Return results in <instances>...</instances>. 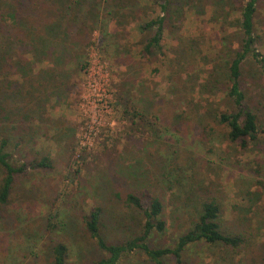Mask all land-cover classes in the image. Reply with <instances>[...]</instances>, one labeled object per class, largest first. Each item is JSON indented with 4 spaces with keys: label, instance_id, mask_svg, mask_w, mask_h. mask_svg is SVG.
I'll return each mask as SVG.
<instances>
[{
    "label": "rangeland",
    "instance_id": "1",
    "mask_svg": "<svg viewBox=\"0 0 264 264\" xmlns=\"http://www.w3.org/2000/svg\"><path fill=\"white\" fill-rule=\"evenodd\" d=\"M134 1L139 5L125 11L137 10L136 14L129 13L122 20L104 14L101 23L108 36L102 35V28L93 32L87 48L88 70L81 71L80 64L71 62L73 80L68 99L62 103L52 100L49 105L47 117L65 123L71 136L62 139L64 130L58 129L57 135L54 127L41 126L33 151L20 153L22 159H30L49 152L54 168L29 171L15 185L10 205L0 212V264H53L51 244L59 241L69 246L68 264H93L103 254L85 229L83 213L103 205L108 217L105 236L110 241L125 239L139 230L142 214L109 192L124 193L147 184L151 175V181L159 180L155 184L165 196L168 226L166 233L152 236L153 246L175 243L178 235L192 226L200 208L197 191L203 186L202 195L222 205L227 226L235 227L244 220L253 234L242 250L194 244L184 254L183 264H264L258 247L264 245V200L254 205L245 194L251 188L260 190L253 185L258 175L264 178V151L254 143L242 149L230 142L213 120L216 113L228 109L221 92L222 72L218 73L222 81L218 88L205 86L216 67L225 71L231 61L229 47L237 46L231 38L238 30L235 13L220 2H180L182 11L167 20L162 52L151 60L141 56L140 25L161 14V9L155 0ZM261 16L264 19V6ZM262 26L257 47L264 53ZM99 70L107 75L110 109L104 113L98 108L97 114L105 118L103 127L94 144L82 148L79 138L86 119L88 77ZM244 70L247 96L264 125V80L252 60ZM126 92L133 95L135 107L145 109L146 120L139 126L123 118L119 110ZM206 127L214 131L200 141ZM163 163L174 169L169 178L171 187L159 175ZM75 169L80 173L75 175ZM135 170L137 177L133 179ZM48 214L54 224L49 230ZM164 262L178 264L171 256ZM119 264L153 263L144 253L130 252Z\"/></svg>",
    "mask_w": 264,
    "mask_h": 264
},
{
    "label": "trees",
    "instance_id": "2",
    "mask_svg": "<svg viewBox=\"0 0 264 264\" xmlns=\"http://www.w3.org/2000/svg\"><path fill=\"white\" fill-rule=\"evenodd\" d=\"M130 1L0 0L1 213L10 205L14 187L21 177L27 176L32 170L49 171L54 168L53 157L49 152L30 159H22L20 153L25 155L27 149L33 151L35 135L41 126H47L49 129L54 127L56 133L58 129L64 130L61 133L63 136L60 137L62 139L71 136L65 123L47 117L49 105L52 100L62 103L68 99L73 80L71 62L80 64L81 71L88 70L87 48L92 42L93 32L102 28V35L108 36L103 29L105 25L101 23L104 14H111L122 20L129 13H137V10L125 11L132 5H139L134 0V3ZM155 1L160 6L161 14L140 25L143 33L141 56H147L151 60L162 52L161 42L168 26L167 20L176 18L174 16L182 11L179 3L185 0ZM195 1L197 0H188ZM201 1L206 5H215L218 2L229 5L235 13L234 22L238 28L234 35H230L237 42V46L229 47L228 56L231 61L226 64L225 71L216 67L205 85L206 88L209 85H212L211 89L214 86L218 88L222 83L218 73L222 72L224 75L221 92H224L223 100L228 109L216 113L217 115L213 114V120L217 121L230 142L238 144L242 149H248L249 145L254 143L264 151V125L260 123L259 116L252 107L244 84V67L248 60L256 64L259 76L264 80V53L257 47V43L262 39L264 19L261 16V8L264 6V0ZM39 63L44 66L39 67ZM121 98L119 110L122 111L123 118L131 120L133 125L143 124L146 120L145 109L135 107L133 95L129 92L123 93ZM200 118L202 121L203 117ZM206 128H203L205 132L200 141L214 131L212 128ZM43 134L48 135L46 131H43ZM80 159H84L83 155ZM164 164L159 175L163 179L162 182L171 187L169 178L172 177L174 169L168 168V163ZM74 171L75 175L80 173V169ZM136 172L138 171L135 170L132 175L133 179L137 177ZM258 176L253 187L259 186L260 190H257L258 187L251 188L245 193L249 202L254 205L264 200V178ZM151 177L147 184L130 188L124 193L115 189L109 192L112 198H122L126 206L142 214L139 230L133 231L125 239L110 241L105 236L104 229L108 217L103 205H96L83 213L85 229L95 239L103 254L93 264H119L130 252L144 253L153 264H165L164 258L167 256L173 257L176 263L183 264L184 254L197 243L235 250L247 247L253 233L250 227H246V221L240 220L237 228L227 226L222 219V205L217 199L205 198L202 195L205 191L203 186L197 191L201 201L197 219L192 221V226L183 230L175 243L162 247L153 246L152 236L155 233H166L168 226L165 218V196L158 191L155 184L159 180L151 181ZM105 181L106 179L103 182ZM51 219L52 215L48 214V230L49 226L52 228L54 225ZM262 226L258 230H261ZM258 247L264 262L263 243ZM51 254L53 264H68L69 246L66 243H52Z\"/></svg>",
    "mask_w": 264,
    "mask_h": 264
},
{
    "label": "built area",
    "instance_id": "3",
    "mask_svg": "<svg viewBox=\"0 0 264 264\" xmlns=\"http://www.w3.org/2000/svg\"><path fill=\"white\" fill-rule=\"evenodd\" d=\"M90 72L91 69L89 68L88 74H90ZM108 90L107 75L102 74L100 70L97 71L95 75L92 73L90 77H88L89 97H85L86 108H83L86 113L84 114L86 119L82 125V131L79 138L82 148L92 146L95 138L99 135L101 128L103 127V121L105 118L100 113L97 114V111H99L98 108L100 107L104 113L109 112Z\"/></svg>",
    "mask_w": 264,
    "mask_h": 264
}]
</instances>
